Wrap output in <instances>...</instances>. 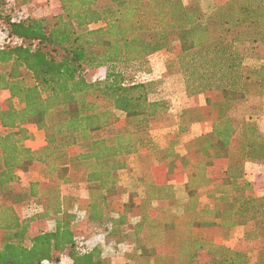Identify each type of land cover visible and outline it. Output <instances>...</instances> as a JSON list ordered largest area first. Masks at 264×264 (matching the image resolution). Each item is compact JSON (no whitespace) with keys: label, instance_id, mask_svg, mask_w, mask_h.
<instances>
[{"label":"trees","instance_id":"1","mask_svg":"<svg viewBox=\"0 0 264 264\" xmlns=\"http://www.w3.org/2000/svg\"><path fill=\"white\" fill-rule=\"evenodd\" d=\"M31 3L0 0V91H8L0 100V264H59L64 256L72 264H110L99 243L86 246L96 232L106 244L125 243L137 264H249L246 251L196 226L251 224L245 238L264 241V191L244 176L246 161L264 160V133L228 113L249 94L264 96V62L246 64L240 49L262 38L264 0H211L206 9L183 0H59V12L21 15ZM210 20L213 29L193 30ZM163 49L187 94L204 95L197 120L210 124L172 155L185 161L181 214L171 209L172 183L146 178L143 193L127 199L116 186L127 156L152 145L144 137L150 120L169 108L165 98H150L156 80L131 81L127 70ZM102 66L103 77L86 78L87 69ZM114 110L130 128L104 136ZM30 126L44 133L38 148L26 144ZM34 164L45 179L16 190L19 172ZM79 174L88 195L62 193ZM201 195L207 202L198 206ZM30 205L39 209L19 215ZM45 218L52 228H34ZM255 264H264V243Z\"/></svg>","mask_w":264,"mask_h":264},{"label":"rangeland","instance_id":"2","mask_svg":"<svg viewBox=\"0 0 264 264\" xmlns=\"http://www.w3.org/2000/svg\"><path fill=\"white\" fill-rule=\"evenodd\" d=\"M184 3H195L201 8L206 9L211 0H183ZM21 15L28 13L34 15H43L46 13H55L60 11L59 0H32L29 7H23ZM214 28L213 21L198 22L193 30L200 32ZM2 35L0 33V43ZM261 40L252 45L241 44L240 49L245 52V63L253 65L264 62V31L261 33ZM247 48V49H246ZM169 53L163 49L151 53L143 62H135L127 70V79L131 81L156 80L154 91L151 93V99L165 98L169 103V108L151 119L145 139L150 140L151 146L144 145L138 150L131 152L127 156V164L124 168L116 171L117 190L122 199H127L132 191L143 193V181L146 178L158 183H172L174 196L170 203L171 209L176 214L183 213L184 203L187 200L185 190V161L180 158H173V154L182 155L185 151V142L201 133L210 130L209 122L198 121V107L204 103V95L194 93L187 94L184 75L177 66L169 67L167 60ZM105 66L89 68L86 71V78L93 80L101 78L105 74ZM8 96V91H0V100ZM228 113L235 119H250L257 129L264 133V96L249 94L243 99L232 103ZM114 123L101 132L104 136H111L118 132L129 129V123L125 113L121 110H114ZM183 117V121L181 120ZM182 122V125H181ZM240 125V123H239ZM183 127V129L181 128ZM30 137L26 144L31 148H38L44 144V133L36 127L30 126ZM238 134L241 133V127L238 128ZM80 175V174H79ZM213 179L219 180V173L212 174ZM244 176L251 181L254 189L262 194L264 191V160L246 161L244 164ZM45 174L41 164H34L26 170L19 172V181L16 190L26 189L33 180H44ZM84 176L80 175L76 180L61 185V191L65 194H74L80 197L88 195ZM11 198V197H10ZM8 202H13L12 198ZM207 202L204 195L197 197L198 206ZM156 202H154V205ZM36 205L21 206L18 213L21 216H28L38 210ZM251 224L239 225L234 227H220L209 225H197V229H210L217 242L224 243L229 247L246 251L249 255V264H255L256 253L263 245L262 239L249 240L245 238V232ZM34 228L50 229L53 226L52 218L36 220L33 223ZM87 248L99 243L104 256L110 259V264H137L129 260L125 253L129 247L122 242L109 245L103 242V236L100 232L86 238ZM201 258L206 259L205 251L201 252ZM66 257V258H65ZM67 260V262L65 261ZM63 263H68V257H62Z\"/></svg>","mask_w":264,"mask_h":264},{"label":"built area","instance_id":"3","mask_svg":"<svg viewBox=\"0 0 264 264\" xmlns=\"http://www.w3.org/2000/svg\"><path fill=\"white\" fill-rule=\"evenodd\" d=\"M59 264H72L71 263V261L70 262H68V263H63L62 261H60V263Z\"/></svg>","mask_w":264,"mask_h":264},{"label":"crops","instance_id":"4","mask_svg":"<svg viewBox=\"0 0 264 264\" xmlns=\"http://www.w3.org/2000/svg\"><path fill=\"white\" fill-rule=\"evenodd\" d=\"M66 258V257H65ZM68 260H69V262L71 261L69 258H68ZM61 261H62V259H61ZM66 262H67V260H65Z\"/></svg>","mask_w":264,"mask_h":264}]
</instances>
